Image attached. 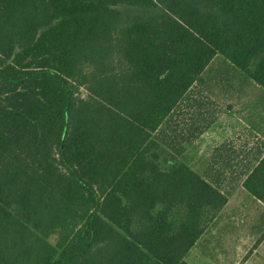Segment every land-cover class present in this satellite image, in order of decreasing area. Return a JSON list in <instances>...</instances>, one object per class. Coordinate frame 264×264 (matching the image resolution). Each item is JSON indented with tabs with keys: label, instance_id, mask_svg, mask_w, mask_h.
Listing matches in <instances>:
<instances>
[{
	"label": "trees",
	"instance_id": "obj_1",
	"mask_svg": "<svg viewBox=\"0 0 264 264\" xmlns=\"http://www.w3.org/2000/svg\"><path fill=\"white\" fill-rule=\"evenodd\" d=\"M218 56L264 90V0H0V264H188L228 196L176 118Z\"/></svg>",
	"mask_w": 264,
	"mask_h": 264
},
{
	"label": "rangeland",
	"instance_id": "obj_2",
	"mask_svg": "<svg viewBox=\"0 0 264 264\" xmlns=\"http://www.w3.org/2000/svg\"><path fill=\"white\" fill-rule=\"evenodd\" d=\"M81 95H86L84 89H81ZM176 122L186 128L192 124L214 125L203 140L190 145L188 155L183 158L195 170L202 171L209 161L205 155L200 156L203 150L199 149L209 151L219 143L221 150L227 136L233 132L236 134L227 143L230 149L225 154L233 158L236 166L241 164L245 169L247 164L242 160L246 156H241L247 153L249 144L264 149L262 140L248 135L258 132L264 140V90L218 56L204 72L202 81L191 90ZM233 148H238L235 152L240 154L230 152ZM247 197L248 200L241 201L235 198L210 224L186 256L188 264H264V208L251 196Z\"/></svg>",
	"mask_w": 264,
	"mask_h": 264
},
{
	"label": "crops",
	"instance_id": "obj_3",
	"mask_svg": "<svg viewBox=\"0 0 264 264\" xmlns=\"http://www.w3.org/2000/svg\"><path fill=\"white\" fill-rule=\"evenodd\" d=\"M203 126L204 127L206 126V129L193 142H197V141L200 142V140H203L206 132H208L214 127V125H201V127ZM235 134L236 133L233 132V134L230 133V136H227L228 140L226 138V140L224 141V145H222L221 147V150H219L220 149L218 145L219 143H216L215 145L210 147L209 151L203 148L199 149V150H203L201 151L203 154L201 153L200 156L205 155L204 156L205 158L207 157L209 158L208 163L204 166L202 171L195 170L190 164H188L193 170H195L198 174L202 175L207 181H209L214 186L218 187L222 192H224L228 196V203L224 208V210L220 213V215H222L225 212V210L230 205L231 201H233L235 198L238 201H241L246 199L248 200L249 197L247 196H251L243 188V182L246 179L247 175L251 172L252 168L257 165L258 161L264 155V149L263 150L257 149L252 144H249L247 153L241 156V157L246 156L244 160H242L243 163L247 164L246 168L243 169L241 164H239V166H236L232 160L233 158L230 159L229 154L228 153L227 155L225 154L230 149V146H228L227 143L233 139ZM248 135L255 137L256 140L260 139L264 142L261 134H259L258 132H252ZM192 143L190 145H192ZM190 145L187 147L184 158H186V156L188 155V150L190 148ZM237 149L238 148H233L230 152H232L234 155L235 154L239 155L240 152H235ZM196 156L200 157L198 154ZM252 198L255 199L254 197ZM256 202L259 206H262L264 208L261 202H259L258 200H256Z\"/></svg>",
	"mask_w": 264,
	"mask_h": 264
}]
</instances>
